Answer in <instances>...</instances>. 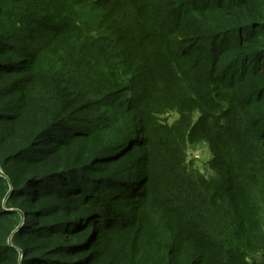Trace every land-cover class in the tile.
Listing matches in <instances>:
<instances>
[{"label":"trees","instance_id":"obj_1","mask_svg":"<svg viewBox=\"0 0 264 264\" xmlns=\"http://www.w3.org/2000/svg\"><path fill=\"white\" fill-rule=\"evenodd\" d=\"M20 2V35L0 22V264H252L264 252V0L0 11ZM82 60L106 88L76 82ZM201 142L205 171L189 157Z\"/></svg>","mask_w":264,"mask_h":264},{"label":"rangeland","instance_id":"obj_2","mask_svg":"<svg viewBox=\"0 0 264 264\" xmlns=\"http://www.w3.org/2000/svg\"><path fill=\"white\" fill-rule=\"evenodd\" d=\"M26 8H27V2L4 4L3 8L0 11V22L4 27L6 26L12 32H15L17 33V35H20L21 30L24 28L22 13L25 12ZM82 66H84L85 69L82 68L83 70L81 71V75L78 77L76 82L80 81L83 87H87V86H92L97 88L107 87V84L105 82L102 83L99 75L97 74L98 66L94 67L91 63H89L86 60H82ZM82 86L76 85V87H82ZM165 117L168 118L170 122H172L175 119L176 115L167 114ZM134 133H137V130ZM258 147L260 148V151L258 152V158L262 159V162H264V143H262ZM247 154H248L247 152L246 153L244 152L243 157L240 158L244 166H246L250 161V159H245ZM211 155L212 152L210 146L204 142H201L197 148H191L189 150V157L195 159V161H197V164L201 167L203 171L209 169ZM114 182H119V183L124 182V184L130 183L126 179L121 177L114 178L110 181V183H114ZM118 192L119 191L117 192L114 191L113 194H116ZM251 263L263 264L264 252H258L257 254H255L251 260Z\"/></svg>","mask_w":264,"mask_h":264}]
</instances>
